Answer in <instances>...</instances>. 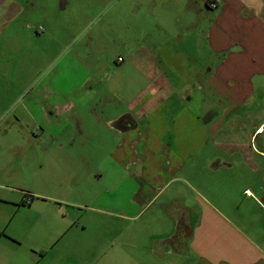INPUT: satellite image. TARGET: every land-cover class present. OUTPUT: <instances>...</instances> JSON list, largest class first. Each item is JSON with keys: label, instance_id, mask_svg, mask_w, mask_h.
I'll return each mask as SVG.
<instances>
[{"label": "rangeland", "instance_id": "obj_1", "mask_svg": "<svg viewBox=\"0 0 264 264\" xmlns=\"http://www.w3.org/2000/svg\"><path fill=\"white\" fill-rule=\"evenodd\" d=\"M28 1L22 0V18L32 28L16 26L17 22L0 27V226L12 221V229L24 233L31 244L44 242L51 252L58 250L61 255L54 256L53 264H163L151 255L150 246L156 239L160 243L169 239L161 232L169 231L178 210L184 209L182 202H176L180 194L187 208L197 210V189L203 188L207 198L203 197L210 201V182L215 183L227 199L211 200L225 211L233 197L228 186L243 184L244 189L255 181L264 194V169L211 175L210 140L203 146L199 139L190 144L193 151L199 149L197 158L182 172L188 181L165 190L161 184L154 190L144 186L146 196L133 203L128 195L138 190L139 183L130 177L125 182L129 186L120 187L112 203L106 191L125 181L127 167L139 170L149 161L134 163L142 158L145 142L113 123L124 114H134L136 100L147 87L146 76L130 55L140 48L155 54L162 49L173 57L187 56L175 60L183 72L195 65L203 70L207 61L214 66L207 44H195L196 37L189 32L207 17L189 0H31L33 7ZM170 3L177 8L170 10ZM46 17L54 22L50 28L42 26ZM119 57L126 59L117 63ZM186 78L191 79L189 73ZM200 95L191 92L183 109L176 106L175 111L192 118L202 111L198 124L208 125L218 109L210 107L212 98L204 103ZM194 121L190 123L195 127L198 121ZM124 122L130 126L129 120ZM135 122L141 128L138 118ZM131 141L137 155L131 153ZM245 151L244 156L232 154V160L251 162V152ZM195 158L201 170L196 182L188 178L194 176ZM99 170L103 177L97 179L94 173ZM25 191L46 200L36 199L32 209L21 207L16 215L15 204L25 199ZM52 199L75 208L60 212L59 205H47ZM237 202L249 215L259 212L249 201L237 197ZM62 212L69 216L62 217ZM68 220L74 225L53 244L59 235L55 230L62 231ZM165 264L180 263L172 259Z\"/></svg>", "mask_w": 264, "mask_h": 264}, {"label": "crops", "instance_id": "obj_2", "mask_svg": "<svg viewBox=\"0 0 264 264\" xmlns=\"http://www.w3.org/2000/svg\"><path fill=\"white\" fill-rule=\"evenodd\" d=\"M33 1H28L32 7L35 5ZM189 1L194 5V10L207 17L205 21L194 24V30L189 31L190 37H196L195 44L203 41L207 44L215 65L210 66L207 61L203 70L195 65L191 70L183 72L175 60L187 58L186 55L178 54L173 57L166 50L161 49V54H155L143 48L130 55V61L146 76L147 87L143 96L136 100L134 114H124L113 123L119 130L135 133L145 142L142 158H135L134 163L145 159L149 161L139 170L132 169V165L127 167L129 174L125 181L106 191V197L112 203L118 198L119 188L124 187L130 177L139 183L138 190L131 185L134 190H131L128 197L133 203L136 198L146 196L143 194L144 186L154 190L157 188L155 185L161 184L165 190L177 182L188 181L182 172L187 169L188 162L193 161V157L199 153V149L193 151L190 147L192 140L201 139L203 146L210 140L208 169L213 176L224 173L227 175L231 171L257 173L264 169V0ZM22 5V0H0V27L17 22L16 26L19 24L32 28L34 25L27 19L23 22ZM176 8L175 4L170 3V10ZM41 23L49 28L54 25L53 20L47 17ZM125 59L123 57L121 62ZM121 62L117 60V63ZM187 68L190 69V65ZM165 69H169L170 74ZM187 73L192 80L186 78ZM191 92H197L204 103L207 100L205 98H209L208 103L210 98L213 99L210 107L217 108L218 111L210 115L208 125L198 124L202 121V115L204 116L202 111L193 115L195 118L180 116L175 111L176 106L183 109ZM137 118L141 121V128L135 122ZM194 119L198 121H194L195 127L190 123ZM127 120L130 121V126L125 125L124 121ZM259 127L262 129L257 132ZM236 137L239 138L238 141ZM257 140L261 147L256 145ZM132 145L133 142L129 147L134 155L136 152ZM246 149L251 152V162L244 158L243 162L236 164L231 155L244 156L247 154ZM196 158L194 176L188 177L195 182L201 171ZM100 171L102 172L99 170L94 173L97 179L103 177ZM242 176L250 178L247 173H242ZM252 184L253 187L245 185L244 189L241 188L243 184H237L234 188L228 186L233 195L229 199V211L212 201L227 199L224 198L226 196H221L217 187L219 185L215 183L210 182V201L203 197V188L197 189V210L187 208L184 205V195L180 194L176 202H182L184 209L178 210L180 214L177 215L174 226L171 225L167 232H161L169 235V239L162 237V243L156 239L154 245L150 246L151 255L160 257L163 264L172 259L180 264H264V194L260 193L263 190L259 184L256 185L255 181ZM26 193L34 196L30 204L25 203L28 199ZM23 197L25 199L15 204L16 215L20 213L21 207L32 209L36 199L46 200L31 191H25ZM237 197L239 201L253 203L259 212L253 210L249 215L245 205L237 202ZM65 203L68 202L52 199L47 205L52 208L59 205L60 212L68 210V207L75 208L72 204L68 203L70 206ZM59 211L57 212L60 213ZM259 213H262L261 216ZM40 214L39 212L37 219ZM61 214L64 218L69 216L68 212ZM58 223V228H63V224ZM70 223L71 220H68L62 231L55 230L59 235L53 244L62 241L63 234L74 225ZM11 225L12 221L0 226V232H3L0 234V264H46L48 261L53 264L54 256L60 257L58 250L51 252L44 242L40 246L31 244L29 237L13 230ZM18 255L21 258H17Z\"/></svg>", "mask_w": 264, "mask_h": 264}, {"label": "trees", "instance_id": "obj_3", "mask_svg": "<svg viewBox=\"0 0 264 264\" xmlns=\"http://www.w3.org/2000/svg\"><path fill=\"white\" fill-rule=\"evenodd\" d=\"M123 119V118H122ZM27 197H28V199L26 200V204H30V202L34 199V196L33 195H30V194H28V193H26L25 194ZM24 205V204H23ZM178 227H180V225L178 226ZM3 232H0V234H2Z\"/></svg>", "mask_w": 264, "mask_h": 264}, {"label": "built area", "instance_id": "obj_4", "mask_svg": "<svg viewBox=\"0 0 264 264\" xmlns=\"http://www.w3.org/2000/svg\"><path fill=\"white\" fill-rule=\"evenodd\" d=\"M118 60H119V61H122V60H123V58H122V57H119V58H118ZM261 129H262V128H261V127H259V128L257 129V132H260V131H261ZM246 192H247V193H249V191H246Z\"/></svg>", "mask_w": 264, "mask_h": 264}]
</instances>
